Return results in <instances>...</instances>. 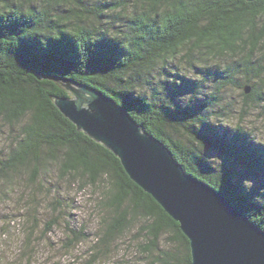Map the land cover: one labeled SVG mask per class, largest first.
<instances>
[{
  "label": "trees",
  "instance_id": "1",
  "mask_svg": "<svg viewBox=\"0 0 264 264\" xmlns=\"http://www.w3.org/2000/svg\"><path fill=\"white\" fill-rule=\"evenodd\" d=\"M185 71L209 80L211 92ZM51 77L112 98L186 173L264 230V189L248 186L238 169L264 175V147L241 122L230 124L234 108L223 97L228 87L242 89L240 110L264 101V0H92L89 9L86 0H0V122L13 133L0 150V184L26 175L34 183L55 170L82 188L102 186L105 250L138 224L152 264H190L178 222L62 115L53 97L67 93Z\"/></svg>",
  "mask_w": 264,
  "mask_h": 264
},
{
  "label": "water",
  "instance_id": "2",
  "mask_svg": "<svg viewBox=\"0 0 264 264\" xmlns=\"http://www.w3.org/2000/svg\"><path fill=\"white\" fill-rule=\"evenodd\" d=\"M51 79L67 93L53 97L62 115L111 151L128 177L178 222L189 242L190 264H264V230L216 189L186 173L170 149L122 106L89 85Z\"/></svg>",
  "mask_w": 264,
  "mask_h": 264
},
{
  "label": "rangeland",
  "instance_id": "3",
  "mask_svg": "<svg viewBox=\"0 0 264 264\" xmlns=\"http://www.w3.org/2000/svg\"><path fill=\"white\" fill-rule=\"evenodd\" d=\"M91 4L92 0H86L88 9ZM68 5L63 8L67 9ZM185 76L191 79V85H202L201 91L204 93L208 94L213 89L209 80H203L202 84V76L198 73L187 72ZM241 91L228 87L223 92V97L230 99L234 108L230 124L241 122L243 129L264 147V101L240 110ZM213 123L218 125L220 122L213 120ZM12 137V131L0 122L1 151L8 150ZM206 153L215 161H220L222 157L212 147H207ZM238 169L244 173L248 186L263 191V174L244 170L243 167ZM17 178L15 185L0 184V264L154 262V256L141 249L143 236L138 233V224L119 235L108 250L102 246L103 210L99 202L104 189L102 186L82 188L76 182L60 180L55 170H50L45 177L34 183L29 181L27 175L25 178ZM58 199L59 204L56 202ZM33 215L35 218L30 219ZM163 244L164 241L160 246L164 247Z\"/></svg>",
  "mask_w": 264,
  "mask_h": 264
},
{
  "label": "snow or ice",
  "instance_id": "4",
  "mask_svg": "<svg viewBox=\"0 0 264 264\" xmlns=\"http://www.w3.org/2000/svg\"><path fill=\"white\" fill-rule=\"evenodd\" d=\"M243 178L241 177V180H242Z\"/></svg>",
  "mask_w": 264,
  "mask_h": 264
}]
</instances>
